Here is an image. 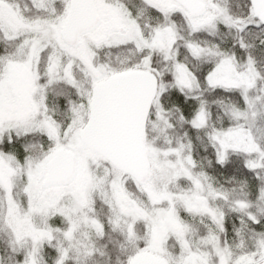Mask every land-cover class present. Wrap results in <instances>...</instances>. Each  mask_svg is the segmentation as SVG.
<instances>
[{
    "label": "snow or ice",
    "instance_id": "6c2138e0",
    "mask_svg": "<svg viewBox=\"0 0 264 264\" xmlns=\"http://www.w3.org/2000/svg\"><path fill=\"white\" fill-rule=\"evenodd\" d=\"M0 264H264V0H0Z\"/></svg>",
    "mask_w": 264,
    "mask_h": 264
}]
</instances>
